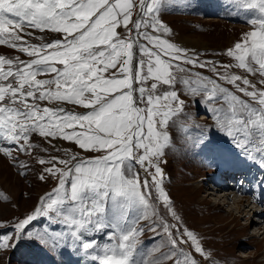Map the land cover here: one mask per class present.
Segmentation results:
<instances>
[{"label": "snow or ice", "instance_id": "1", "mask_svg": "<svg viewBox=\"0 0 264 264\" xmlns=\"http://www.w3.org/2000/svg\"><path fill=\"white\" fill-rule=\"evenodd\" d=\"M231 3L253 13V30L215 54L228 60H210L174 42L164 20L191 0H0V45L28 57L0 54V153L20 176L32 170L24 155L47 165L39 180L56 182L13 225L15 237L0 236V250L28 236L52 249L70 242L98 264H202L192 251L217 264L184 226L162 165L175 148L170 129L188 116L183 93L200 97L216 126L264 167V0ZM50 148L62 155H39ZM40 216L54 228L33 237L25 229ZM142 220L161 238L155 248L138 247ZM107 229L115 242L100 245L95 235Z\"/></svg>", "mask_w": 264, "mask_h": 264}, {"label": "rangeland", "instance_id": "2", "mask_svg": "<svg viewBox=\"0 0 264 264\" xmlns=\"http://www.w3.org/2000/svg\"><path fill=\"white\" fill-rule=\"evenodd\" d=\"M252 18L251 11H237L232 6L231 0H191L190 7L164 16L165 22L173 29L174 42L190 50L205 53L206 56L202 59L210 60H228L229 58L215 54L232 47L234 43L242 39L244 33L252 31L253 26L250 23ZM47 35L55 36L54 33ZM193 38H201L209 46L194 48L196 46L189 44V39L193 40ZM32 42L40 43L36 40ZM0 54L28 59L26 55L2 45H0ZM206 74L211 75V73ZM181 98L187 100L184 111L188 116L185 118L181 115L176 126L170 129L174 137L175 148L165 157L168 163L162 165L165 171V191L169 193L174 204H177L175 208L180 216L182 214L184 226L197 234L202 245L211 252L217 264H264V216L257 214L251 221L249 220L251 215L247 216L248 211L240 214L235 208V214L230 213V209L234 207L231 206L232 201L222 198L223 194H220L226 187L217 183L222 165L234 162L232 156L236 154L245 155L233 139L216 126L215 115L208 110V105L196 102L200 100V97L188 98L182 93ZM78 111L88 110L80 108ZM33 139L40 141V138L36 136H33ZM53 143L60 148H70L80 152L85 158L98 155L84 152L67 141L60 140L53 141ZM44 146L50 147L47 144ZM9 147L15 146L9 145ZM39 155L48 157L49 155H62V153L50 148L49 152H40ZM20 159L28 161L31 165L32 170L27 177L20 176L11 158L0 153V191L10 197L8 201L0 198V222H7L5 227H0V236L12 234L15 237L13 225L32 214L34 209L39 207L40 198L45 193L51 192L56 184L55 181H41L38 178L40 170L47 165H40L31 157L24 155H20ZM258 159L254 161L245 157L246 163L253 161L252 169L247 174V181L251 176L255 177L253 172L257 169L264 177V167H261ZM245 201L254 208L258 206L254 202L256 201L255 196ZM197 203L200 206L196 209ZM187 204L197 212L189 210L190 207ZM258 216L261 219H258ZM169 222L175 223L171 217H169ZM228 222L231 223L228 224ZM150 226L151 222L144 220L137 225L144 229L138 247L146 246L150 249L161 243L160 236L151 231ZM244 227L250 228L242 231ZM53 228L54 225H51L47 217L40 216L26 226L25 232L35 237L38 233L52 232ZM55 230L66 229L56 228ZM111 231L107 229L99 232L95 235V239L100 245L114 243L115 241L108 235ZM187 250L192 251L190 248ZM192 254L202 264H208V261H205L198 253L192 251ZM0 264H98V262H94L91 256L84 251L74 249L70 242L66 246L62 245L52 249L33 238L24 236L15 248L0 250Z\"/></svg>", "mask_w": 264, "mask_h": 264}, {"label": "bare ground", "instance_id": "3", "mask_svg": "<svg viewBox=\"0 0 264 264\" xmlns=\"http://www.w3.org/2000/svg\"><path fill=\"white\" fill-rule=\"evenodd\" d=\"M180 40V39H179ZM194 40V41H193ZM193 40L192 39H189V44L190 45H194V46H196V47H194V48H205V47H207V45H208V43H206L203 39H201V38H193ZM230 43V42H229ZM209 46V45H208ZM225 59V58H224ZM205 118V117H204ZM232 166H234V165H232ZM229 167V166H228ZM254 174H255V177H256V181H254V179H253V177L251 176V178L249 179V181H247V184H245L244 185V190L247 192V193H243V192H241V191H235V189H231V187H227V188H224L221 192H220V194H223L222 195V198H224V199H227V200H230V201H232V205L231 206H234L233 208H231L230 209V213H234L235 214V212L236 211H238L237 213H240V214H243L244 212H247L248 211V214H247V216L248 215H251V217L249 218V220H251V221H253L254 219H255V217L257 216V214H260L261 216H264V208L261 206L263 203H264V177H262L260 174H261V171L259 170V169H257V170H255L254 172H253ZM259 178H261V181H259ZM199 189V188H198ZM202 191V190H201ZM235 193H234V192ZM256 191H261V192H257L256 193ZM197 192V191H196ZM205 192V191H204ZM253 192H255V194L253 193ZM187 193H189V192H187ZM192 195H194V194H192ZM252 196H255V198H256V201H254V202H256L257 204H258V206L257 207H252L251 205H250V203L248 202V203H246V201L245 200H247V199H250ZM186 197V196H185ZM193 197V196H192ZM182 199V198H181ZM205 200V199H204ZM185 201V200H184ZM190 201V200H189ZM191 201H193V200H191ZM187 202V201H186ZM205 202V201H204ZM227 203V202H226ZM231 203V202H230ZM186 204V203H185ZM193 204V203H192ZM195 204H196V202H195ZM175 205H177V204H175ZM188 205V204H187ZM203 205V204H202ZM250 205V206H249ZM189 206V205H188ZM194 206V205H193ZM200 205H198V203H197V205H195V207H196V209H197V207H199ZM207 206V205H206ZM227 206H229V205H227ZM181 207V206H180ZM190 207V209L189 210H193V208L191 207V206H189ZM189 207H187V208H189ZM202 207V206H201ZM211 207V206H210ZM209 207V208H210ZM183 208V207H182ZM235 208H236V211H235ZM177 209V208H176ZM195 209V210H196ZM202 210V209H201ZM209 210V209H208ZM188 211V210H187ZM194 211V210H193ZM204 211V210H203ZM183 211H181V213H182ZM188 212H190V211H188ZM186 213L188 216H189V213ZM195 212V211H194ZM196 212H197V210H196ZM195 212V213H196ZM199 213H200V211H198ZM190 213H193L192 211L190 212ZM203 212H201V214H202ZM209 213V212H208ZM180 215V214H179ZM184 215H185V213L183 214V217H184ZM191 215V214H190ZM194 215V214H193ZM203 215V214H202ZM208 215V214H207ZM217 215V214H216ZM181 216H182V214H181ZM196 216V215H195ZM259 217V216H258ZM203 218H206V217H204L203 216ZM210 218V217H209ZM200 219V218H199ZM219 219V218H218ZM221 219V218H220ZM228 219V218H227ZM258 219H261V217H259ZM188 221L190 220V217H189V219H187ZM191 220H192V218H191ZM195 220V219H194ZM204 220V219H203ZM216 220V219H215ZM201 221V220H200ZM213 222V221H212ZM215 223V222H214ZM213 223V224H214ZM231 222H228V224H230ZM195 225V224H194ZM193 225V226H194ZM249 226V225H248ZM250 227H244L243 229H242V231H247L248 229H249ZM215 229V228H214ZM217 229V228H216ZM219 229V228H218ZM238 230V229H237ZM241 232V231H240ZM232 233H235V232H232ZM260 233V232H259ZM254 235L255 236H257L255 233H254ZM258 246V245H257ZM260 246H262V245H260ZM259 246V247H260ZM263 247V246H262ZM258 251H259V249H258Z\"/></svg>", "mask_w": 264, "mask_h": 264}]
</instances>
